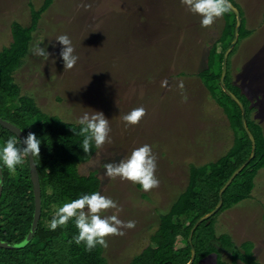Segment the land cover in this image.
Wrapping results in <instances>:
<instances>
[{
	"label": "rangeland",
	"instance_id": "rangeland-1",
	"mask_svg": "<svg viewBox=\"0 0 264 264\" xmlns=\"http://www.w3.org/2000/svg\"><path fill=\"white\" fill-rule=\"evenodd\" d=\"M235 1L244 25L253 32L248 39L239 42L232 54L237 69L233 70L230 60L227 83L231 76L238 79L239 75L238 83L245 86L240 74L256 70L251 75L255 84L248 90L246 85L243 91L257 108L255 113H250L252 118L264 125V73L260 75L259 71L261 68L263 72L264 66L253 67L259 64L257 57L264 55V41L259 38L264 34V0ZM42 2L44 0H0V51L12 42V22L31 24L34 14L30 17L29 6L40 9ZM52 3L33 33L29 54L13 75L21 87L20 96L33 98L42 112L73 123L85 112L94 110L102 111L109 119V141L97 149L90 161L80 164L79 170L82 174L98 170L102 179L99 192L117 202L116 209H107L103 215H117L125 225L132 222V227L120 229L122 234L106 237L107 247H103L107 264H129L153 246L159 217L166 214L189 185L190 166H209L219 158L217 155L222 157L217 145L215 155L203 160L196 158L191 145L184 144L183 136L195 146L211 126H217L212 120L219 119V107L224 106L221 101L229 102L220 90L218 97L210 96L199 73L210 62L218 67L220 51L225 47V43H219L224 17L217 18L207 28L202 27L201 17L189 11L180 0H53ZM59 35L69 36L79 57L72 69H65L60 58L61 45L55 40ZM36 46L47 48L49 59L34 55L32 49ZM213 47L216 52L210 57L208 51ZM244 70L246 74L242 73ZM233 73L238 75L233 76ZM181 83L183 88L179 86ZM140 107L145 109L144 116L137 124L126 125L123 115ZM2 130L0 126V134ZM219 133L230 139L226 127ZM8 134L9 138L13 137ZM149 142L157 163L155 176L159 183L156 187L145 191L139 183L105 175V164L119 163L134 149ZM3 144L5 142L0 141V146ZM230 148L231 144L223 154ZM251 156L252 150L248 158ZM177 162H185L187 166ZM20 168L29 169L27 157L11 174L16 175ZM263 173L264 167L252 179L249 193V173L240 177L243 184L240 190L246 191V197L216 215L219 209L214 214L212 228L218 237L222 236L228 248L227 240L231 237V243L234 241L237 246L253 241L255 259L261 264H264ZM173 220V223L186 224L181 217ZM204 221L210 222L209 219ZM179 237L172 250L176 257L184 253L178 249L187 245ZM231 254V250L223 251L222 257L231 263ZM149 260L154 263V259ZM215 261L213 253L199 264ZM238 264L244 263L238 260Z\"/></svg>",
	"mask_w": 264,
	"mask_h": 264
},
{
	"label": "trees",
	"instance_id": "trees-1",
	"mask_svg": "<svg viewBox=\"0 0 264 264\" xmlns=\"http://www.w3.org/2000/svg\"><path fill=\"white\" fill-rule=\"evenodd\" d=\"M52 1L44 0L42 7L39 6L40 9L32 4L29 6L30 17L32 13L34 14L31 24L24 26L16 20L13 21L11 24L12 42L0 51V116L11 121L26 133L28 131L36 133L41 140L40 154L35 157V161L42 187V214L34 238L24 248L0 247V264H107L103 246L97 245L89 251L83 244L75 243L73 238L78 234V229L72 220L55 231L47 226L59 206L78 198L81 194L99 192L102 179L98 170L90 171L89 174H82L79 170V165L90 161L97 149L93 146L89 152L83 151L80 147L83 137L76 135L72 130L73 128L78 130L77 123L67 122L56 115L51 116L42 112L33 98L27 95L20 96L21 87L13 75L29 54L34 38L33 33L38 28L44 11L53 4ZM230 1L236 7L238 6L235 0ZM223 17L225 24L219 36V43H225V47L220 51L218 67L215 62L208 63L204 69L200 70L201 78H199L210 96L218 97V90H220L221 95L228 99L229 102L221 101V104H224L223 109L233 129L234 143L227 154L217 162L209 166H190L189 185L186 186V191L183 190L171 204L168 213L159 217V230L153 236L155 238L154 243H151L153 246L148 247L143 254L134 258L129 264H187L191 258L188 237L194 222L215 208L222 186L233 171L250 156L252 142L242 126L241 108L219 84L223 53L233 40L237 23L236 14L232 10L225 13ZM252 32V29L244 25L242 19L238 42L228 58V69L237 45ZM214 47L208 51L210 57L216 52ZM228 74L227 70L226 86L243 102L246 108L248 128L256 141V153L224 191L223 204L216 215L246 197V191L240 190L243 185L239 180L240 177L249 173L250 180L247 185V193H249L253 185L252 179L257 171L264 167L263 126L251 117L250 113L254 107L251 106L252 100L238 85L233 84L231 79L227 83ZM23 111L25 115L22 114ZM6 114H12V117H6ZM1 127L3 133L0 134V139L2 138L0 141L6 143L13 138L21 141L14 133ZM9 132L12 138H9ZM27 165H29L28 157ZM1 168L4 184L2 197H0V240L16 243L23 240L32 223L35 209L33 185L29 169L20 168L16 175H12L6 167ZM139 187H141L140 184ZM204 191L208 193L203 194ZM53 205L57 207L54 208ZM174 217L183 218L186 224L173 223ZM214 217L215 215L209 218V223L201 222L194 231L192 244L196 250V258L193 264H199L213 253L216 255L214 264H238V260L244 264H261L255 259L252 241H245L237 246L233 240L231 243V237L227 240L230 247L224 246L222 236L218 237L212 230L215 224ZM181 227L184 234L182 241H185L187 245L178 249L184 253L181 257H176L172 250L177 243ZM204 235L206 237H203ZM230 250L232 252L231 263L222 257L223 251L230 252ZM148 258H152V261L154 259V263H151Z\"/></svg>",
	"mask_w": 264,
	"mask_h": 264
},
{
	"label": "clouds",
	"instance_id": "clouds-1",
	"mask_svg": "<svg viewBox=\"0 0 264 264\" xmlns=\"http://www.w3.org/2000/svg\"><path fill=\"white\" fill-rule=\"evenodd\" d=\"M180 3L193 14L199 15L201 26L205 28L211 26L217 18L231 9L230 0H180ZM55 40L61 45L59 55L64 62V68L72 69L79 57L75 54L71 39L67 35H59L55 37ZM32 52L45 60L50 56L45 47L36 46ZM179 86L183 88V83ZM144 114L143 107L135 108L124 114L122 119L126 125H135ZM77 123L78 130L76 128L72 130L76 135L83 137L80 147L84 152H89L93 146L100 149L106 141H109L111 131L109 119L102 111L85 112ZM40 150L41 140L34 132H29L22 138V141L9 139L0 146V167H6L14 173L17 166L24 163L25 157L35 158L40 154ZM104 167L107 177L112 179L119 177L139 183L145 191L156 187L159 183L155 176L156 157L148 144L134 149L128 157L119 163H107ZM117 207L118 204L115 200L100 192L81 194L78 198L59 206L47 226L50 230L55 231L58 227L66 226L72 220L78 229V234L73 238L76 244H83L89 251L97 245L107 247L106 237L120 233L122 227L133 226L132 222L125 225L117 215H103L105 210Z\"/></svg>",
	"mask_w": 264,
	"mask_h": 264
},
{
	"label": "water",
	"instance_id": "water-1",
	"mask_svg": "<svg viewBox=\"0 0 264 264\" xmlns=\"http://www.w3.org/2000/svg\"><path fill=\"white\" fill-rule=\"evenodd\" d=\"M231 3V10L236 14V19H237V23H236V27L234 30V36H233V40L230 43V45L228 46L225 55H224V59H223V65H222V74H221V78H220V85L222 87V89L240 106L241 111H242V115H241V121H242V126L245 129L246 133L248 134L251 142H252V156L250 158H248L244 163H242L233 173L232 175L228 178V180L226 181V183L224 184V186H222V188L219 191V200L218 203L216 205V207L210 211L209 213L203 215L191 228L190 233H189V237H188V242L190 244L191 247V258L188 262V264H193L195 258H196V250L192 244V237L194 234V231L196 229V227L204 220H208L211 216H213L222 206L223 204V193L226 190V188L232 183V181L235 179V177L240 174V172L244 169V167L250 162V160L255 156L256 153V141L255 138L253 136V134L251 133V131L248 128V124H247V119H246V108L243 104V102L226 86V76H227V61L229 58L230 53L233 51L234 47L236 46L237 42H238V38H239V32H240V28L242 25V18H241V14L239 9L230 1ZM0 125L3 126L4 128L8 129L9 131H11L12 133H14L21 141L22 138L24 136H26V132L21 129L20 127H18L17 125H15L14 123H12L9 120L4 119L3 117L0 116ZM28 163H29V172H30V177H31V181H32V185H33V193H34V213H33V219H32V223L30 226L29 231L27 232V234L25 235V237L23 238V240H21L20 242H16V243H10L7 241H3L0 240V247L2 248H24L26 247L34 238L37 229H38V225H39V221H40V217L42 214V196H41V192H42V187H41V182H40V177H39V172H38V167L35 161V158H33L32 156H28ZM3 184H4V176H3V172H2V168L0 167V197L2 195V191H3Z\"/></svg>",
	"mask_w": 264,
	"mask_h": 264
},
{
	"label": "crops",
	"instance_id": "crops-1",
	"mask_svg": "<svg viewBox=\"0 0 264 264\" xmlns=\"http://www.w3.org/2000/svg\"><path fill=\"white\" fill-rule=\"evenodd\" d=\"M262 29H264V27L262 28ZM251 36V35H250ZM250 36H248L247 38H244L243 39V41L245 40V39H248ZM259 38L261 39V41L263 42L264 41V34L263 35H259ZM235 48V47H234ZM236 51V50H235ZM235 53V52H234ZM235 55H232V57H231V66H232V68H233V70L235 71L236 69H237V67L236 66H234V62H232V59H233V57H234ZM236 58V57H235ZM259 60V64H257L256 66H253V67H255V68H258V67H260V66H264V55H262V56H258L257 57ZM255 71L256 70H254V72L251 70L248 74H246V72H245V70L242 72V73H245L246 75H243V74H240V76H241V78H243V81H244V84H245V86L246 85H248V87H246L247 88V90L249 89V86L250 85H252V84H255V83H252V77H251V75H253V74H255ZM259 71H260V75H263V73H264V71L262 72V69L260 68L259 69ZM233 76H237L238 75V73H233L232 74ZM246 77H249V80L247 81L246 80ZM230 79H231V81H232V83L233 84H236V85H238L242 90H246V88H245V86L243 85H240L238 82H239V75H238V79H235L234 77L232 78V76L230 77ZM251 90V89H250ZM244 93H245V91H243ZM246 94V93H245ZM247 95V94H246ZM254 103V102H253ZM253 103L251 104V106L253 107ZM219 107V106H218ZM221 109V110H220ZM256 110H257V108L256 107H253V109H252V113L251 114H253V113H255L256 112ZM219 119H218V121H217V119H215L214 117V120H212V121H214L216 124L215 125H217V126H211L210 127V130H208V132L207 133H205V134H203V137H201V139L198 141V143H196L195 142V146L193 145V142L192 141H189V140H187V138H185V136H183L184 137V144H188V145H191L190 147L194 150V155L196 156V158H200V160H203V157H208V156H211V155H215L216 153V146L218 145V148H219V150H220V152H221V154H222V156L224 155L223 153V151H224V149H227L228 147H229V144H231V147H232V142H233V139H234V132H233V129H232V127H231V124H230V122H229V119H228V117H227V115H226V113H225V111H224V109L223 108H220L219 107ZM252 117V116H251ZM261 118V117H260ZM253 120H255L254 118H252ZM257 122V121H256ZM220 123H222L223 125H220V126H218ZM257 123H259V122H257ZM261 124V123H260ZM263 127H264V125L263 124H261ZM224 128L225 129V127L227 128V131H228V134H229V138L230 139H227L228 137H227V135L226 134H223V133H219V131H220V129L221 128ZM264 129V128H263ZM135 135V134H134ZM150 144V142L148 143V145ZM161 153V152H160ZM217 156H219V158L217 159H215L214 161H218L221 157V155H217ZM212 162V161H211ZM178 164H180L181 162H177ZM212 163H214V162H212ZM186 165L187 166V163H185V162H182L181 163V165ZM199 166V165H198ZM261 171H263V170H261ZM262 175H264V173L262 174ZM178 197V196H177ZM176 197V198H177ZM175 201V200H174ZM170 207H171V205H170ZM230 209V208H229ZM245 219H247V218H245ZM182 227L180 228V231H179V234H178V236L180 235V237L179 238H183L184 237V234L182 233ZM233 238V237H232ZM234 240V239H233ZM253 242V241H252ZM254 243V242H253ZM255 248V247H254ZM253 250H255V249H253Z\"/></svg>",
	"mask_w": 264,
	"mask_h": 264
}]
</instances>
